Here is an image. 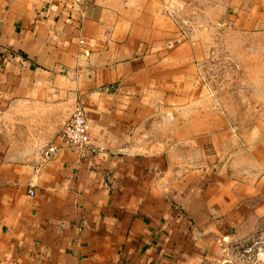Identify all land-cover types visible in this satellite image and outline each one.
Masks as SVG:
<instances>
[{"label": "crops", "instance_id": "crops-1", "mask_svg": "<svg viewBox=\"0 0 264 264\" xmlns=\"http://www.w3.org/2000/svg\"><path fill=\"white\" fill-rule=\"evenodd\" d=\"M192 25L264 63V0H0V264H222L231 243L264 248L263 65L241 114L201 81ZM78 106L90 144L45 159Z\"/></svg>", "mask_w": 264, "mask_h": 264}, {"label": "rangeland", "instance_id": "rangeland-1", "mask_svg": "<svg viewBox=\"0 0 264 264\" xmlns=\"http://www.w3.org/2000/svg\"><path fill=\"white\" fill-rule=\"evenodd\" d=\"M198 3L196 1L195 5ZM205 17L209 18V16L198 14L191 18L195 19L196 26L203 27ZM190 32L197 34L200 40L207 45L208 55L201 65V81L213 90L217 98L222 95L229 103L242 105L243 111H241V114L245 115L247 111L244 110L248 108L249 103L254 99L253 93L260 85V81L257 80L253 73L259 72L262 65L264 70V63L249 64L239 60V57L232 53L224 44H221V38L223 40L225 38L221 36L219 30L198 31L192 25ZM248 38L251 37L246 35L242 37L244 40L252 39ZM257 58L259 59V57ZM252 242L249 239L242 245L240 243H231L223 257L222 264H251L253 259L256 264H264V257H262V254L258 255L257 253L256 245L258 244L250 249Z\"/></svg>", "mask_w": 264, "mask_h": 264}, {"label": "built area", "instance_id": "built-area-1", "mask_svg": "<svg viewBox=\"0 0 264 264\" xmlns=\"http://www.w3.org/2000/svg\"><path fill=\"white\" fill-rule=\"evenodd\" d=\"M83 40L84 39H82V41ZM90 142L91 124L85 109L82 106H78L63 129L60 143H51L47 145L43 152V157L49 159L64 147L84 149L90 144ZM30 193L33 194L34 190L30 189ZM256 244L258 243H255V245ZM252 247L253 246H250V249H252ZM256 247L258 249V255L264 253L262 245L258 244Z\"/></svg>", "mask_w": 264, "mask_h": 264}]
</instances>
